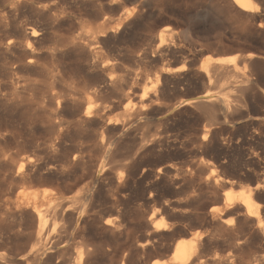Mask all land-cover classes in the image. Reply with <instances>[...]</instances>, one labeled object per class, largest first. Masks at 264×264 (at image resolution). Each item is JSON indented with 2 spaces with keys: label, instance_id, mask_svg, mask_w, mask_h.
Wrapping results in <instances>:
<instances>
[{
  "label": "rangeland",
  "instance_id": "rangeland-1",
  "mask_svg": "<svg viewBox=\"0 0 264 264\" xmlns=\"http://www.w3.org/2000/svg\"><path fill=\"white\" fill-rule=\"evenodd\" d=\"M41 1V6L45 5V3L50 4L53 2H58V4L60 6L62 5V7L64 6V3L66 4L68 2L67 0H52L53 2H51V0ZM90 1L94 2V4L96 3L98 7L103 6L101 7L103 16H105V18L109 20L117 19L121 12L122 14H125V12H130L132 9H134L135 14L137 13L136 15L134 14V16H136L137 18L132 16L129 17V27L127 28V30H125V33H121L118 36L120 39L117 37V41L116 39L108 40L106 43V46L108 48L105 46L101 50V53L104 54L105 59L109 61L111 59L112 63L116 66V77L118 75L117 78L122 81L121 84L124 85L125 83L126 85H124L122 93L123 95H127L129 97L131 96L130 100L146 92H148L145 94L146 97L151 96L155 89V78L159 75L158 79L160 86H158L159 88L161 87L160 89H164L166 93L163 97L160 98L158 105L152 106L153 109H150L152 112L148 110V115L140 118L139 122L141 123L144 120L145 122L143 121L142 123L146 124L148 127H144L146 125L140 124L142 128H138L139 131H136L135 135H140L141 137L143 135V137L150 140L149 137L152 136V134L153 136H156V134L157 136L165 134V139L162 138L164 136H160L162 140H165L162 143V148L160 147L162 151L160 150V148L156 149L158 150L157 152L156 150H151L150 148H148V150H146L145 152H138L136 149L138 147L135 148L134 146V149H132V146L130 147V145H133L131 141H125L123 143L116 144L115 146L108 145L103 142L105 143V147L102 148L104 149V151L102 149L93 148L83 150L81 151V153L76 149L75 145H77V143H81L83 146L87 147V141L82 137L72 139V141L66 143L62 148L53 149L52 143L48 140L51 137L50 135H48L49 133L45 126L46 115L44 109L42 108L43 102L39 100L41 99V93L39 92H41L42 90L40 83H43V80L45 79L42 78L41 75H38V73L40 72L39 67L26 69L23 72L21 71L22 73L20 71H17V75L15 74V78L20 79L21 77L20 80H25L27 79V77L30 78L32 76L28 80H31L33 78L32 80H36L37 82L36 85H40H38V87L35 86L34 90L31 91L32 93L29 92L28 100L27 102L22 104L23 106L17 107L16 109H11L12 112L10 109L0 107V206L4 200L14 201L16 196L21 192L22 188H20V185H17L16 182L11 180V175L16 172L18 166L21 163H26L30 165V167L38 169L34 173H30L31 178H33L31 179V181L33 180V189H51L53 191L54 198L57 199V203L59 202L58 204L60 206L63 207L64 205H68L69 210L72 209L75 212H79L78 214L80 215L79 225H77L76 228V226L73 225L72 222L65 220V218L63 220L62 218L58 219L53 216V208L55 204H51L50 206L44 205L41 208L43 216L45 217V221H47L45 222V230H47V232L54 238L53 240H51L55 241L57 240L56 237L60 236V240L57 242L55 241V251H57V255L54 259V263H56L55 260H57V264H62L64 261H68L69 259L71 260V258H74L75 254L79 252L80 248L81 250H83L84 245L90 242L101 243L104 245V247L109 244V246L107 245L105 248L108 247L107 249L108 251H110H106L104 253H92L86 259L87 263L85 262V264H151L156 260L168 261L171 256V251L166 252V250L169 247H172L170 245H173L178 239L183 240L189 237V235H187L186 237L185 235L183 236L181 234L183 238L181 236L178 237L177 235H174L172 236L173 239L171 238V236H169L168 239H163L165 241L159 240L160 243H157L156 241L157 244L154 243L156 245L155 247L153 244L154 248L150 247L146 250L147 252H143L142 254L138 252L134 247H136L138 243H141L140 241L143 242L145 240L144 233L146 231V224L150 223V221H148L149 218L147 217L152 216V221L156 219L162 221L164 219V222H170V220L172 221L175 217L181 215L172 213V211L174 210L173 208L176 209V207H178V204L180 208L186 212H183V214H185L184 216H186V219L188 221H186L185 225L181 226V229L179 228V230L182 232L183 230H185L184 232L189 231L191 233L196 232L197 230L199 234H202V239L205 238L204 241L206 248L204 246L205 252L202 254L203 256L201 257L200 264H249L248 260L257 258L260 260V257L262 255L263 259L264 254L261 253H264V234L263 236H261L262 234L256 232L254 224L251 220L248 221V219H246L244 215L237 216V219L235 217L229 216L233 218V220L230 222L232 223V227L231 225H228L226 227L217 225L216 227V225L214 226L215 223L210 220L209 215L205 217L207 214H209L208 210L211 209L210 207L213 208V205L214 207H216L217 205V208H219L218 206L221 202H219L218 204L214 202V200L215 198L222 197L221 195L223 189L213 190L211 192L212 189L205 188L207 186L203 184L199 185L200 195L196 198L197 200L190 203L191 205L188 206H184V204L186 203L185 201L187 199L194 198V196L192 197L191 193H189V185H195V188H197L196 182L191 183L190 181L193 179L195 180L197 177H200V173L204 172L203 175L201 174V178H203L205 174L211 175L215 178L216 174H218L217 177L219 176L227 179L230 178L229 180L233 179L231 180V182H234L230 186H227L228 188L225 187L224 190H226L227 188V190H230V192L236 196H239L237 194H241L242 191L244 193L247 192L248 189L252 188V186L257 183L262 185L261 189H259L258 191L259 195L258 197H256L257 199L254 198L253 201L256 206L258 205L257 207L258 210H260L259 212H262L261 214L264 215V74L261 75L262 71V73H264V0H255L257 10L255 12L254 18L248 16L247 14H240L239 12H237L235 8L230 5L229 0H162L164 1L163 6L161 5V2H158L160 0H106V2L105 0ZM144 2H146V4ZM110 3L112 6L110 5ZM116 3L119 5H117ZM143 3L145 5L141 6V4ZM66 5L67 6L64 7L73 9L69 2ZM138 7L139 9H141L142 7L143 8L139 10ZM215 7H217L218 9ZM155 8L157 9L155 10ZM166 9H168L167 12H165ZM137 10L139 11L137 12ZM139 12L143 14H139ZM24 18L21 19L23 25L24 23L31 26H35L36 24L37 26L39 25L40 21L38 18H35L38 22L34 21L35 19L31 18L30 15H27ZM27 18L28 20H26ZM83 18L85 21L83 20L80 24H77L72 29L74 34H85L86 32H88V26H90L93 21L90 20V17ZM131 18H133V20H131ZM135 20L137 22L139 21V23H136ZM132 21L134 23H132ZM131 24L133 25L131 26ZM63 28L59 29H62L60 31L61 33L58 30L56 34L63 36L64 33L66 35V33L68 32L66 31L68 30V27ZM135 32L136 34H134ZM51 38L52 36L46 37L47 40ZM46 39L43 40V42L45 41V44L47 43ZM160 39L163 45H161L160 48H156L157 43ZM166 49L168 51V55L163 56V51H165ZM131 54L133 55L131 56ZM247 54L256 55V59L258 62L255 63L254 66L247 64L244 61ZM229 57H235L234 67H215L214 63L216 62V59H226ZM45 59L46 60H42L41 62L43 66L51 67L50 65L54 64L51 63L54 61L50 62V60L53 59L50 58L49 60V57H46ZM208 63H212L213 68L212 71H210L211 73H209L210 75L208 74L206 77L204 76L205 73L202 71H204V67H206ZM258 65L261 68L263 66V69H261L260 67L256 68ZM180 66H183L185 68L184 71H182L183 73H174L175 70ZM252 67L254 68L252 69ZM258 69H260L261 71H259ZM35 70L38 72H36ZM30 71L31 73H29ZM254 71H256L257 73ZM166 72H168L170 75H166ZM164 75H166L165 77L167 78L166 82H163L162 80V76ZM179 75H181L182 77ZM66 77V79H63L64 82L66 84L71 83L75 88L73 90V94L76 95L79 93H85L84 91H86L87 88L84 87V90V88H82L84 85L73 83L68 80L70 77ZM132 77L134 79H132ZM178 77L181 78V81L177 80L179 79ZM224 77L227 78V81H222V78ZM129 79H131L132 82L131 80L129 81ZM135 80L137 81V83H135ZM247 80L249 81L248 83L246 82ZM127 81L129 82L128 84ZM172 82L176 84H173ZM173 87H175V89ZM35 89L36 93L34 92ZM145 89L146 91H144ZM122 93L115 94V96L113 95V97H110L112 101L109 98L107 100L108 104L111 102L115 103V105L116 103L118 104L120 101V97H122L120 96ZM29 97L31 98L29 99ZM115 97L119 100H116ZM113 98L115 99V101ZM40 101L42 102V104H40ZM197 101H201L203 103L202 105L204 106H211L213 108L212 117H209L208 113H204L202 110H200V108L198 107L200 103L196 104ZM124 102L122 106L127 103ZM193 103H195L196 106H194ZM156 107L158 110H156ZM161 109L163 112L161 111ZM122 111V107H119V109L116 110L110 108L107 110V118L111 120H119L120 122L124 118L123 116L120 117V114L122 115ZM158 111H161V115ZM66 112L67 111H65V115L63 117L64 119L70 120L68 115H66ZM149 114H153V116H150ZM166 114L167 116H165ZM203 127H210V129L211 127L213 128L211 129V135L209 137L210 140L208 139L206 141V143L208 141L210 143H207L205 145L206 147L200 146L198 144V141L195 140H198L200 135L199 131L202 130ZM90 130H92V128ZM149 131L150 136L147 134V132L149 133ZM157 131L160 135H158ZM159 131L162 132L160 133ZM140 136L138 137L140 138ZM166 136H168L169 138H167ZM194 136L196 137L194 138ZM124 143L125 145H123ZM172 143L174 146H172ZM126 146L129 147L126 148ZM179 146L181 147L179 148ZM197 146L200 147V149H198ZM169 147H171L172 149ZM55 150H57L56 153H54ZM148 151L150 153H147ZM75 154L79 155L76 163L72 161ZM140 154L142 155L140 156ZM62 162L66 165H64ZM122 163H125L123 166H126V168L130 166V169L128 168L129 170H127V172L125 173L124 179L127 178V176L129 178L118 183L116 179L117 175L120 173V167L122 166L120 164ZM38 165L42 170L39 169ZM170 166L172 168H170ZM70 167L72 169H70ZM64 168L65 171H63ZM159 169H161L160 172H158ZM176 169H178V171ZM52 170L54 171V173ZM209 170L211 174L209 173ZM162 171L164 173H162ZM175 171L178 173H176ZM211 171L214 173V175ZM41 172L43 173L40 174ZM47 173L49 174L47 175ZM167 173L174 179L171 176H168L167 178ZM38 174L41 176H39ZM159 174L160 176H158ZM43 177L45 178V180ZM175 178L179 179V181ZM36 179L38 180L36 181ZM49 179H51V181ZM48 180L50 182H48ZM183 180L187 182H183ZM166 181L171 183L169 184ZM174 181L176 183L174 184L176 188H174L175 186L173 185ZM116 182L119 184L118 186L120 188L122 187L121 185H124L125 187L123 186V188L120 189L119 187H117ZM177 182H181L184 184L179 183L177 186ZM11 183L15 184L11 185ZM76 184L78 186H76ZM168 188L170 189V191ZM238 190L240 191V193H237ZM186 191L187 195L185 194ZM233 191L235 192L233 193ZM214 194H216V196ZM4 195L5 197H3ZM179 195L181 196L179 197ZM188 196L191 197L189 198ZM184 198H186V200H184ZM176 201L178 204L176 203ZM211 202L213 204H211ZM111 203H116L118 205V209L116 212H112L111 210H109V204ZM194 204H196L197 206ZM167 207L169 210H167ZM188 208L190 212L188 211ZM195 208L197 209V211H195ZM190 209L193 210V212H191ZM240 211L242 212V207H240ZM169 212L172 214L173 218L170 217L171 215L169 214ZM190 213L192 215H190ZM229 217L227 216L226 218V216H222V218L224 219H228ZM61 219L63 221H61ZM105 220L109 224L111 223L109 221L115 222L111 224H121L122 232L124 233H122L121 235L110 233L108 230L110 228H107L103 225ZM65 221L66 223H69L63 224ZM193 221L199 222L196 224V222ZM143 222L144 224L146 223L145 226L144 224H142ZM187 223L189 226L186 225ZM199 223L204 224L201 225ZM11 225V219H8L7 216L4 215V212L0 211V228H3L6 234L8 233L7 236H9V238H14L15 236L19 235L20 237L22 236L21 239L23 240L26 236L34 235L37 230V227L35 226L34 228L32 227V230L30 227H24V225H21V227L18 228L15 227L14 229L10 228L9 230V227ZM68 225H71L73 228L71 226L69 227ZM206 225L207 227H210L207 228ZM186 226H188V228ZM214 227L216 228L213 229ZM221 228H224V230ZM63 229H66V231L64 232ZM28 232L30 233V235L27 234ZM217 232L219 235L217 234ZM63 233H65V235ZM66 233L68 237L66 236ZM216 234L218 235V237H216ZM64 236L65 238L63 239ZM117 236L120 237L118 238ZM209 236L211 238H208ZM212 239L215 240L213 241ZM22 240H10L9 244L7 245L9 251L14 253L15 251H18L20 248H22V245L24 244V240ZM227 246L228 248H226ZM245 246L248 248H246ZM72 250H74V252H71ZM113 250H116L118 252ZM248 254H250L253 258ZM217 255L218 257H216ZM260 261L261 262L252 264H264V260Z\"/></svg>",
  "mask_w": 264,
  "mask_h": 264
},
{
  "label": "bare ground",
  "instance_id": "bare-ground-1",
  "mask_svg": "<svg viewBox=\"0 0 264 264\" xmlns=\"http://www.w3.org/2000/svg\"><path fill=\"white\" fill-rule=\"evenodd\" d=\"M40 1L41 0H0V107H4L5 109H10L11 110V109H14V108L16 109L17 107L23 106L22 104L25 103V102H27V100H28L29 92L33 91L34 88H35V86L38 87V85L41 84L42 90H41V92H39V93H41V99H39V100H41L43 102V104H42V102L40 101V104L43 105L42 108L44 109V112H45V115H46V117H45V126H46V129L48 130V133H49L48 135H50V137H51L48 140H49V142L52 143V148L53 149L54 148L55 149L62 148L66 143L72 141V139L80 138V137L84 138L87 141V147L86 146H83L81 143H77V145H75L76 149L78 151H80V152L83 151V150H88V149H93V148L94 149H102L103 147H105L104 146L105 143L108 144V145H114L115 146L116 144H120V143H123L125 141H129V142L131 141V143L133 145H130L129 144L130 147L132 146L133 147L132 149H134V146H135V148L138 147V148H136L138 152L139 151H144L145 152L146 150H148V148H150L151 150H156V149H158L160 147L162 148V146H163L162 143H163V141H165V140H162V138L165 139V136H164L165 134L164 135L161 134L164 137L160 138L161 135L157 131L158 135H160V136H157V134H156V136L155 135L153 136V134H152V136H153L152 137V136L149 135L150 134V131H149V133L147 132V134L150 136V137L148 136L150 138V140H148L145 137H143V135H142V137L140 135H138V136H140V138L135 135V132L136 131H139L138 128H142L140 124H144V123H142L144 120L141 123L139 122L140 121V118L141 117H144V116H147L148 115L147 114L148 113L147 111L150 110V109H153V107H152L153 105H158L159 104V101H160V98L163 97L165 95V93H166L164 89H160L161 87L159 88V86H160L159 85V79H158V76L159 75L155 78V82H154V88L155 89H154V92H153V94L151 96L146 97L145 94L148 93V92H146V93H143L140 96H138L136 98H132V100H130V97L131 96L129 97L127 95H123V93H122L123 87H124L125 83H124V85H122L121 84L122 81H120L117 78L118 75L116 77V75H115L116 66L112 63V61H111L110 58L109 59H110L111 62L109 60L105 59L104 58V54L101 53V50L106 46V43H107L108 40H115L121 33L122 34L125 33V30H127V28L129 27V22H128L129 20L128 19H130L129 18L130 16L137 18L136 16H134V14H135L134 13V9H132L130 12H125L126 15L125 14H122V12H121L120 13L121 15L119 14V16L117 17V19L109 20V19L105 18V16H103L102 9H101V7H103V6L98 7L96 3H95L96 5H95L94 2H92L90 0H67L71 4V6L73 7V9L72 8H69V7H64V6H67L66 4L68 2L66 4L64 3V6L62 7V5L60 6L58 4V2L57 3H54L53 1H55V0H53V1L51 0V2H53V3H50V4H46L45 3V5H43V6L40 5L42 3V1H41V3H40ZM229 1H230V5H232L237 12H239L240 14L241 13L242 14H247L248 16L254 18L255 12L257 10V6L255 5V0H229ZM105 2H106V0H105ZM158 2H161V5L162 6L164 5V1L160 0ZM144 3L146 4V2H144ZM144 3L141 4V6H144L145 5ZM149 4H150V2H149ZM110 5H111V3H110ZM117 5H119V4H117ZM215 8H217V7H215ZM138 9H139V7H138ZM141 9H139V10H141ZM156 9L157 8H155V10ZM113 10H115V9H113ZM139 10H137V12ZM167 10L168 9H166L165 12H167ZM139 14H143V13H140L139 12ZM150 14H151V12H150ZM27 15H30V17L31 18H34V19L35 18H38L39 21H40L39 22V25L37 26V24H36L35 26H31V25L25 24V23L23 25L22 22H21V19L24 18ZM145 16H147V15H145ZM83 17H90L91 18L90 20H92L93 23L90 26H88V32H86L85 34H74L73 31H72V29L77 24H80L84 20ZM244 17H246V16H244ZM255 19H257V18H255ZM24 20H25V18H24ZM26 20H28V18ZM131 20H133V18H131ZM34 21H37V20L35 19ZM132 23H134V22L132 21ZM136 23H139V21L138 22L136 21ZM143 23H145V22H143ZM132 25L133 24H131V26ZM63 27H65V28L68 27V30H66V31H68L66 33V35L64 33H63V36L57 35L56 32L60 28H63ZM61 30H59V32ZM133 31H134V29H133ZM134 34H136V32ZM47 36H52V38L49 39V40H47L46 39ZM44 39H46V41H47L46 44L44 43L45 41L43 42ZM116 41H117V39H116ZM161 45H163V44H162V41L160 39L159 42L157 43V47L156 48H158V47L160 48ZM163 52H164L163 56H167L168 55L167 49L165 51H163ZM132 55L133 54H131V56ZM46 57L47 58L49 57V60H50V58L53 59V60H50V62L51 61H54V62H51V63H54V64H51L50 63L51 64L50 65L51 67H46V66H43L41 64L42 60H46L45 59ZM133 57H135V56H133ZM244 61L247 64H250L252 66H254L255 63L258 62L257 59H256V55H253V54H247ZM234 62H235V57H229V58H226V59H224V58L216 59V62L214 64H215V67L216 68H223L225 66H233L234 67V65H235ZM134 63H136V62H134ZM35 67H39V69H40L39 71L40 72L38 73V75L39 76L41 75V77L45 79V80H43V83H40V84L36 85L37 82H36V80H32L33 78L31 80H28L32 76L30 78L27 77V79H25V80H20L21 77H20V79L15 78V74H16L17 71H20V72L22 71L23 72L26 69L35 68ZM258 67H260V66L258 65L256 68H258ZM212 68H213L212 63H210V64L208 63L206 65V67H204V71H202V72L205 73L204 76L207 77V75L209 73H211L210 71H212ZM253 68L254 67H252V69ZM184 69L185 68L183 66H180V67H178L175 70L174 73H177L178 74V73L184 71ZM261 69H263V66H262ZM258 70L261 71L260 69H258ZM36 72H38V71H36ZM128 72H129V70H128ZM254 72H256V71H254ZM262 72H261V75L264 74ZM29 73H31V71ZM167 74H169V73L166 72V75ZM166 75L162 76L163 82H166L167 81V78L165 77ZM66 76L70 77L68 79L69 81H71L73 83H77L78 85H80V84L81 85H84L82 88H84V87L87 88L86 91H84L85 88L83 90L85 93L84 94H82V93L80 94L78 92L79 94H76V95L73 94V90L75 89L74 86H72L71 83L70 84H66L64 82V80H63ZM179 76H181V75H179ZM133 77H132V79H134ZM178 78L179 79H177V80H180L181 79L180 77H178ZM22 79H24V78H22ZM209 79H210V77H209ZM222 79H223L222 81H227V78H225V77L222 78ZM130 80L131 79H129V81ZM131 82H132V80H131ZM246 82L248 83L249 81L247 80ZM128 83L129 82L127 81V84ZM135 83H137V81ZM173 84H176V83H173ZM178 86H179V84H178ZM164 87H165V85H164ZM131 88H132V86H131ZM173 88L175 89V87H173ZM247 90H246V92H247ZM37 91H39V90H37ZM138 91H140V90H138ZM144 91H146V89ZM177 91H179V90H177ZM34 92L36 93V89H35ZM119 93H122L120 95L122 97H120L119 103L118 104L116 103V105H115V103H112L111 102L112 99L110 97H113V95L115 96V94H119ZM30 98L31 97H29V99ZM109 98L111 99V101L109 100L111 103L108 104V101L107 100ZM115 99H116V97H115ZM115 99H114V101H115ZM116 100H119V99H116ZM124 101L127 102V103L124 106H122V104H123ZM195 103H193L194 106H196V104L200 103L198 105V107L200 108V110H202L204 113H208L209 117H212L213 108L211 106H204V105H202L203 103L201 101L200 102L197 101V103L196 104ZM119 107H122V110H123L122 111V115L120 114V117H122V116L124 117L123 120L121 119L122 121L119 122V120L117 121L115 119L111 120V119L107 118V110L108 109L112 108V109L116 110V109H119ZM156 110H158L157 107H156ZM65 111H67L66 112V115H68V117L70 118V120L64 119L63 116L65 115ZM161 111H162V109H161ZM11 112H12V110H11ZM114 112H116V111H114ZM164 113H166V112H164ZM160 115H161V113H160ZM150 116H153V114L150 115ZM165 116H167V114ZM144 125H146V124H144ZM192 125H193V123H192ZM204 125H206V124H204ZM144 127H148V126L146 125ZM91 128H92V130H90ZM211 129H213V128L211 127ZM211 129H210V127H205V128L203 127V129L199 131L200 132L199 138H198V140L197 139H195V140L198 141V144L200 146H205L207 143L208 144L210 143L209 141L206 143V141L209 139V137L211 135ZM149 130H150V128H149ZM147 134H145V135H147ZM166 134H168V133H166ZM135 136H136V139H135ZM166 137L169 138L168 136H166ZM195 137L196 136H194V138ZM205 137H207V139H205ZM103 142H105V143H103ZM127 144H128V142H127ZM165 144H166V142H165ZM123 145H125V143ZM123 145H122V147H123ZM167 145H165V146H167ZM172 146H174L173 143H172ZM198 146H197V148L200 149V147H198ZM127 147H129V146H126V148ZM180 147L181 146H179V148ZM161 148H160V150H161ZM169 148H171V147H169ZM136 149H135V151H136ZM198 149H196V150H198ZM102 150L104 151V149H102ZM36 151H37V149H36ZM56 151L57 150H55V152L54 151L53 152L56 153ZM157 151L158 150H156V152ZM80 152H78V153H80ZM144 152H142V153H144ZM147 153H150V152L148 151ZM141 155L142 154H140V156ZM78 158H79V155L78 154H75L73 156L72 161L76 163ZM59 161H60V159H59ZM58 164H60V163H58ZM124 164L123 163L120 164V165H122L120 167L121 170H120V173L117 175V179H116L118 181V183H120L122 181H125V179L127 180V178H129L127 176V178L124 179L125 173L127 172V170L130 169L129 168L130 166H128V168H129L128 169V168H126V166H123ZM50 165H52V164H50ZM64 165H66V164H64ZM38 167H39V165H38ZM51 168H53V167H51ZM170 168H172V167L170 166ZM39 169H41V168L39 167ZM44 169H46V168H44ZM70 169H72V168L70 167ZM36 170H38V169L37 168L34 169V167L33 168L30 167V165H28L26 163H21L18 166V169L16 170V172L13 175H11L12 176V179L11 180L14 181V182H16L17 185H20V188H22V190L16 196V198H15L14 201L4 200L1 203L0 211H3L4 212V215H6L7 218L8 219H11V221H12V225L9 227V230H10V228L11 229H14L15 227H17V228L18 227H21V225H24V227L25 226L26 227H30L31 229H32V227L34 228V226H35V227H37L36 228L37 230H36V232H35L34 235L31 234L32 236H26L25 235L26 237L25 236H24L25 238L23 237L24 238L23 240H24L25 246L23 244L22 245V248H20L18 251H15L13 253V252L9 251V249L7 248V245L9 244L10 240L11 241H14V240L15 241L22 240L21 239L22 236L20 237L19 235H17L19 237L15 236L14 238H9V236H7L8 233L6 234V232L4 231V229L3 228L2 229L0 228V264H57V260H55L56 263H54V259H55L56 255H57V251H55V241L56 242L59 241L60 240V236L56 237L57 240L52 241L54 238L47 232V230H45V226H46L45 225V222H47V221H45V217L43 216V213L41 211V208L44 205L50 206L51 204H55L54 208L52 207L53 208V216L54 217H56L58 219L59 218H62L63 220L65 218V220H67L69 222H72L73 225L76 226V228H77V225H79V221H80V215L78 214L79 212H75L72 209L69 210L68 205H66V206L64 205L65 207L64 206L63 207L60 206L58 204L59 202L57 203V199L54 198L53 191L51 189L50 190L48 188H46V189L44 188V190L43 189H41V190H39V189H33V186H32L33 185V183H32L33 180L31 181V179H33V178H31V174L30 173H34ZM54 170H56V169H54ZM169 170H171V169H169ZM173 170H174V168H173ZM176 170L178 171V169H176ZM47 171H48V169H47ZM63 171H65V168H64ZM160 171H161V169L158 170V172H160ZM238 171H241V170H238ZM158 172H156V173H158ZM165 172H167V171H165ZM195 172H196V170H195ZM37 173H39V172H37ZM42 173L43 172H41L40 174H42ZM53 173H54V171H53ZM162 173H164V172L162 171ZM168 173L166 174L167 175V178H168V176H171ZM176 173H178V172H176ZM198 173H200V172H198ZM203 173H200V177H197L195 180L193 179V180L190 181L191 183L196 182V185H197L196 187L197 188H195V185H189L190 186L189 193H191L192 197L194 196V198H190L191 196L190 197L188 196L190 199H187V200H186V198H184V200H186L185 201L186 203L184 204V206L191 205L190 203H192V202H194V201L197 200L196 198L199 197V195H200L199 194V185H202L203 184V185L207 186L205 188L206 189L207 188L212 189L211 192L213 190H222L223 189L222 190L223 192H222V195H221L222 197L221 198H215V200H214V202H216L218 204H219V202H221L219 204V206H218L219 208H217V205H216V207H214V205H213V208L210 207L211 209L208 210L209 211V214H207V212H206L207 215L205 217H207L209 215L210 216L209 217L210 220L215 223L214 226L216 225V227H217V225H221V226H224V227H226L228 225H231V227H232V223H230V222L233 220V218H231V217H235L236 218L239 215H241V216L244 215L246 217V219H248V221L249 220L252 221V223L254 224V228L256 229V232H258L259 234H262L261 236H263V234H264V215L261 214L262 212L261 213L259 212L260 210H258V207H257L258 205L256 206L255 203H254V201H253L254 198L257 199L256 197H258V195H259L258 194V191H259V189H261V186L262 185H260V184L257 183L254 186H252V188L248 189L247 192L244 193L242 191L241 194H237L239 196H236V195L232 194L230 192V190H227V188H228L227 186H230L234 182V181L231 182V180H233V179L229 180L230 178L227 179V178H223V177H219V176L217 177L218 174H216V177L215 178L213 176H211V175H208V174L207 175L205 174L206 176L204 175V177L202 176L203 178H201V174L203 175ZM209 173H210V170H209ZM44 174H46V173H44ZM48 174L49 173H47V175ZM188 174H190V173H188ZM188 174H187V176H188ZM126 175H128V174H126ZM192 175H193V173H192ZM213 175H214V173H213ZM39 176H41V175H39ZM63 176H64V174H63ZM158 176H160V174ZM189 177H190V175H189ZM233 177H234V175H233ZM48 178H50V177H48ZM156 178H157V175H156ZM38 179H39V177H38ZM38 179H36V181ZM56 179H58V178H56ZM175 179H177V178H175ZM44 180H45V178H44ZM49 180L51 181V179H49ZM49 180H48V182H50ZM95 180H96V178H95ZM177 180L179 181V179H177ZM186 180H187V178H186ZM71 181H72V179H71ZM184 181L185 180H183V182ZM82 182H83V180H82ZM166 182H168V181H166ZM185 182H187V181H185ZM118 183H117V187H119L118 186L119 185ZM129 183H130V181H129ZM179 183H181V182H179ZM179 183L177 182V186H178ZM14 184L11 183V185H14ZM174 184H176L175 181L173 182V185ZM181 184H184V183H181ZM87 185H88V183H87ZM74 186H75V184H74ZM76 186H78V185L76 184ZM121 186H122L121 188H123L124 185H121ZM168 187H169V185H168ZM225 187H227L226 190H224ZM71 188H72V186H71ZM174 188H176V186ZM179 188H180V186H179ZM206 189H205V191H206ZM178 190H181V189H178ZM169 191H170V189H169ZM187 191H188V188H187ZM187 191L185 192L186 195H187ZM215 192H218V191H215ZM234 192L235 191H233V193ZM237 193H240V191L238 190ZM1 195H3V194H1ZM214 195L216 196V194H214ZM180 196L181 195H179V197ZM217 196H220V195H217ZM3 197H5V195ZM179 197H178V199H179ZM176 203H177V201H176ZM211 204H213V203L211 202ZM221 204H222V206H221ZM109 205H110L109 206L110 207L109 210H111L112 212H116L117 211L118 205L116 203H111ZM194 205H196V204H194ZM168 206H169V204H168ZM240 207H242V212L240 211ZM171 208H173V207H171ZM163 209H164V207H163ZM173 209H174L172 211L173 214L177 213V214H181V215L180 216L178 215V217H175L172 221L170 220V222H164L163 221L164 219L162 221L161 220H157V219L152 221L151 220V217L152 216L147 217V218H149L148 221H150V223L149 224H146L145 223L146 224V231L144 233L145 234L144 235L145 238L143 237L145 240L143 239L144 240L143 242L140 241L141 243H138L136 245V247H134V248L138 252H140L142 254L143 252H147L146 250L148 248L153 247V244L156 243V241H157V243H160L159 240H163V239H166V238L168 239L169 236H171V238L173 239L172 236H174V235H177L178 237L181 236L182 238H183L184 235L186 237H187V235H189V237H187V238H185L183 240L182 239H180V240L178 239L173 245H170L172 247H169L167 245L169 248L167 247L168 249L166 250V252L167 251L168 252L171 251V256H170V258H169L168 261H158V260H156L157 262L155 261V262H153L151 264H200L201 263V261H200L201 260V257L203 256L202 254L205 252V250H204V246H205V241L204 240H205V238L202 239V237H203L202 234H199L197 232V230H196V232H193V233H191L189 231L184 232L185 230H183V232L180 231L179 228L181 226L185 225V223L187 221L186 216H184L185 214H183V212H185V211L180 208L179 204H178V207H176V209L175 208H173ZM167 210H169L168 207H167ZM188 211H189V208H188ZM195 211H197V209ZM191 212H193V210H191ZM169 214L171 215L170 217H172V214L170 212H169ZM190 215H192V214L190 213ZM223 215L226 216V218H227V216L228 217L231 216V217H229L230 219L229 218L228 219H226V218L224 219V218H222ZM81 218H82V216H81ZM62 219H61V221H63ZM195 219H197V218H195ZM200 220H201V218H200ZM105 221H104V224L103 225L106 226L107 228H110V229H108L110 233L117 234V235H121L122 233H124V232H122V225L121 224H119V223L118 224H111V223H115V222H112V221H109V222H111L109 224L107 221L106 222ZM69 222H67V223H69ZM193 222H196V221H193ZM198 222H196V224ZM50 223H51V221H50ZM67 223L65 221L63 224H67ZM190 223H191V221H190ZM244 223H245V221H244ZM142 224H144V222ZM145 224H144V226H145ZM199 224H201V223H199ZM203 224H201V225H203ZM206 224H207V222H206ZM253 224H252V226H253ZM9 225H10V223H9ZM186 225H188V223ZM250 225H251V223H250ZM188 226H186V227L188 228ZM210 226L207 227V225H206L207 228H209ZM216 227H214L213 229H215ZM141 228H142V226H141ZM221 229L224 230V228H221ZM228 230H230V229H228ZM63 231L65 232L66 229L65 230L63 229ZM193 231H195V230H193ZM226 231H227V229H226ZM231 232H232V230H231ZM27 234L30 235L29 232ZM63 234L65 235V233H63ZM213 234H215V233H213ZM217 234H218V232H217ZM230 234H233V233H230ZM209 235H211V234H209ZM218 235L216 237H218ZM251 235H252V233H251ZM66 236L68 237L67 233H66ZM64 238H65V236L63 237V239ZM112 238H113V236H112ZM208 238H211V237L209 236ZM115 240H116V238H115ZM261 240H263V239H261ZM163 241H165V240H163ZM163 241H161V242H163ZM103 242H104V240H103ZM207 242H210V241H207ZM234 243H232V244H234ZM104 244H105V242H104ZM206 244H208V243H206ZM212 244H214V243H212ZM220 244H221V242H220ZM107 245L109 246V244H107ZM112 246H114V245H112ZM155 246L156 245L154 244V247ZM20 247H21V245H20ZM105 247L101 243H94V242L87 243V244L84 245L83 250H81V248H80V250L78 249L79 252L77 254H75V257L74 258L71 256L72 257L71 260L68 258L69 260L68 261H64L62 264H85V262L87 263L86 259L92 253H104L106 251L107 252L110 251V250L108 251V249H107L108 247L107 248H105ZM205 248H206V246H205ZM219 248H221V247H219ZM226 248H228V246ZM246 248H248V247H246ZM16 249H18V248H16ZM113 251H116V250H113ZM237 251H238V249H237ZM248 251H250V250H248ZM71 252H74V250H72ZM116 252H118V251H116ZM261 254H264V253H261ZM125 255H126V253H125ZM248 255H250V254H248ZM252 255H254V254H252ZM213 256H215V255H213ZM240 256H242V255H240ZM262 256L260 257L261 258L260 260L263 261L264 260V257L262 259ZM216 257H218V255ZM233 259H234V257H233ZM251 260H253V261H251ZM251 260H248V263L249 264L261 262L258 258L257 259H251ZM122 261H123V259H122Z\"/></svg>",
  "mask_w": 264,
  "mask_h": 264
},
{
  "label": "snow or ice",
  "instance_id": "snow-or-ice-1",
  "mask_svg": "<svg viewBox=\"0 0 264 264\" xmlns=\"http://www.w3.org/2000/svg\"><path fill=\"white\" fill-rule=\"evenodd\" d=\"M205 139H207V137H205Z\"/></svg>",
  "mask_w": 264,
  "mask_h": 264
}]
</instances>
